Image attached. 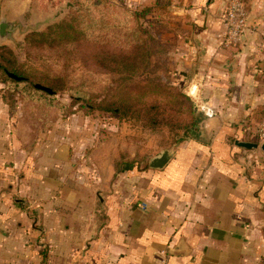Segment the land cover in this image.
<instances>
[{
    "label": "crops",
    "instance_id": "crops-1",
    "mask_svg": "<svg viewBox=\"0 0 264 264\" xmlns=\"http://www.w3.org/2000/svg\"><path fill=\"white\" fill-rule=\"evenodd\" d=\"M120 1L146 9L156 74L216 114L171 146L130 121L52 111L0 78V264H264V153L236 145L264 108V0H245L234 46L225 0ZM68 3L0 0V19L10 9L40 29Z\"/></svg>",
    "mask_w": 264,
    "mask_h": 264
},
{
    "label": "trees",
    "instance_id": "trees-1",
    "mask_svg": "<svg viewBox=\"0 0 264 264\" xmlns=\"http://www.w3.org/2000/svg\"><path fill=\"white\" fill-rule=\"evenodd\" d=\"M77 8L70 17L59 23L48 26L43 31L27 34V45L34 49L55 52L57 60L65 63L91 61L105 71L121 77L119 85L114 89L106 105H101L104 112L114 114H132L145 126L157 127L169 124L174 128L184 129L190 133L197 132L205 115L196 108L194 100L183 92V87L158 76L151 66L153 51L150 47V35L142 26L129 28L113 41L118 39L119 45L114 49L108 46L111 29L118 24L106 19L105 14L96 8L105 0H77ZM94 6L92 7L87 2ZM88 4V5H87ZM120 29L126 27L121 26ZM107 42L108 44H104ZM128 40L129 47H123ZM116 42V43H117ZM17 56L13 49L0 46V70L8 75V71L24 77L17 81L0 78L19 88L20 82L32 81L33 72L27 74L17 65ZM54 87V83L48 84ZM37 93L41 90L24 92ZM39 97V96H38ZM42 98V97H39ZM263 109L259 110L261 113Z\"/></svg>",
    "mask_w": 264,
    "mask_h": 264
},
{
    "label": "rangeland",
    "instance_id": "rangeland-1",
    "mask_svg": "<svg viewBox=\"0 0 264 264\" xmlns=\"http://www.w3.org/2000/svg\"><path fill=\"white\" fill-rule=\"evenodd\" d=\"M77 3V0H69L67 9L62 11L63 15L61 17L59 16L55 22L47 25L45 29L50 25L59 23L67 17H70L72 11L77 8ZM87 3L92 7L94 6V4L92 5L91 3H89V1ZM96 8L100 9L103 14H105L108 21L118 24L114 29H111L112 33L110 39L108 40L109 44L107 42H103L101 39L102 43H106L110 48L115 49L119 45V43L117 42L118 39L113 41L116 37L114 36L115 34L119 36L129 28H132L134 26H142L148 31L150 35L149 44L151 49L155 45V42L153 41V35L145 26V8L141 9L137 7L136 9H132L120 0H117V2H115L114 0H105L103 3L97 4ZM146 20H148V23H152L155 21L153 17ZM118 22H123L121 23V26L126 28L120 29V23ZM26 36L27 34L23 39L19 40L16 43L13 51L17 56V65L21 67L22 71H25V73L27 74L31 73L32 75L33 72H35L36 75L32 76V81L30 82H20L18 85L19 88L17 90L22 92H24L25 90L36 92L38 90H41L42 92L36 93V96L38 95L39 97H42L37 98V101H42V99H45L48 102L49 100L48 105L52 107V111L60 109L61 111L64 110L71 113L73 112L72 108L76 106L78 107V109L85 112H96L103 119L116 117L120 119V121H130L138 127H141L143 130H147L148 134H163V137L166 136L169 141L172 140L171 146L178 143L180 140L193 135L194 130H192L190 133H187L184 131V129H178L176 127L174 128L169 124L159 125L157 127H148L145 126L132 114L121 115L117 113L114 114L101 111L100 106L106 105V103L104 102L105 99H110V96L113 95V91L119 85L121 77L118 74H112L105 71L103 68L97 66L91 61L65 63L63 59L57 60L55 52L53 51L34 49L29 47L26 42ZM0 46L9 47L7 45ZM122 46L129 47V41H123ZM152 51L154 52L153 49ZM151 66L156 73L157 70L152 65V57ZM0 76L4 79H9V81L12 79L8 75L4 74V72H2L1 70ZM50 83H54V87L56 88L49 86L48 84ZM36 84L50 87L53 90V93L50 94L45 90L37 88ZM183 92L189 95L187 88H183ZM22 100H24V98L21 97V103L19 102L20 104L23 103ZM262 109L263 111L261 113L257 112V114L254 115L255 121H250L247 129L252 140L259 144L264 143V137H260L257 133V129L264 122V108ZM257 151L258 153H264L260 147Z\"/></svg>",
    "mask_w": 264,
    "mask_h": 264
},
{
    "label": "water",
    "instance_id": "water-1",
    "mask_svg": "<svg viewBox=\"0 0 264 264\" xmlns=\"http://www.w3.org/2000/svg\"><path fill=\"white\" fill-rule=\"evenodd\" d=\"M56 20L48 23L47 25L55 22ZM45 27L38 29V26H34L31 22H29V24H25L23 19L14 17L11 14L10 9L6 10L2 14V17L0 19V45H7L10 48L14 49L16 43L19 40L23 39L26 34L35 31H42L45 29ZM7 74L10 78L15 79L17 81L23 80L24 78L11 71H8ZM36 87L45 90L50 94L53 93V90L50 87L41 84H36ZM236 145L246 149H256L260 147L261 150L264 152V143L259 144L254 141L237 140ZM171 155L172 153L170 152V150L164 149L151 159L149 166L151 168H162L170 160Z\"/></svg>",
    "mask_w": 264,
    "mask_h": 264
},
{
    "label": "built area",
    "instance_id": "built-area-1",
    "mask_svg": "<svg viewBox=\"0 0 264 264\" xmlns=\"http://www.w3.org/2000/svg\"><path fill=\"white\" fill-rule=\"evenodd\" d=\"M225 34L224 40L227 45L234 46L241 42L246 29L248 28V12L245 0H225ZM188 94L195 101L196 108L205 116H214V108L208 104L192 89H188ZM256 131V130H255ZM260 137H264V122L257 129Z\"/></svg>",
    "mask_w": 264,
    "mask_h": 264
}]
</instances>
